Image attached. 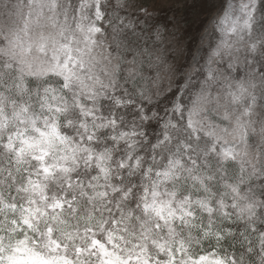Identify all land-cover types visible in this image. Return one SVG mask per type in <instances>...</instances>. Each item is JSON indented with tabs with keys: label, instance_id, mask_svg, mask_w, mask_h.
<instances>
[{
	"label": "snow or ice",
	"instance_id": "1",
	"mask_svg": "<svg viewBox=\"0 0 264 264\" xmlns=\"http://www.w3.org/2000/svg\"><path fill=\"white\" fill-rule=\"evenodd\" d=\"M119 6L116 0L60 5L65 21L72 20L69 34L52 21L60 39L50 43L41 33L36 51L44 60L35 71L26 62L27 78L22 65L0 58V264H264V177L256 191V175L237 167L231 149L211 148L205 137L214 133H203L198 120H187L174 147L167 131L150 138L151 110L137 108L135 84L117 91L115 81L103 84L106 71H94L101 62L96 37L108 26L121 30L114 23ZM246 27L255 25L249 20ZM73 29L82 39H74ZM37 78L47 85L42 92ZM145 144H151L147 167ZM158 156L168 161L163 173L154 171ZM185 162L190 174L173 175ZM161 175L159 183L172 189L169 199H157L156 179L144 183ZM223 241L238 250L226 251Z\"/></svg>",
	"mask_w": 264,
	"mask_h": 264
},
{
	"label": "clouds",
	"instance_id": "2",
	"mask_svg": "<svg viewBox=\"0 0 264 264\" xmlns=\"http://www.w3.org/2000/svg\"><path fill=\"white\" fill-rule=\"evenodd\" d=\"M116 2L122 6L124 0ZM68 3L69 0H2L0 7L7 5L8 9L0 12V41L4 42L0 44V58L14 60L23 66L26 78L31 76L26 62L31 63L35 71V66L44 60L36 51L41 33L49 37L50 43L53 39L59 40L60 28L54 27L52 23L57 19L59 24L65 25V34H69L67 28L72 26V20L65 21L59 10L60 5ZM218 7L220 15L216 23L225 40L212 53L207 69L197 67L198 60L194 61L190 70L180 73L167 67L151 66L154 75L146 77L151 81V85L142 83L135 88L138 94L137 108L142 104L144 111H147L148 105L154 106L148 113V119L158 125L160 135L165 131L172 135L173 147L178 137L186 134L187 120H198L199 129L203 133H214L205 137L211 142V148L219 149L222 146L231 149L235 154L237 167L244 169L249 176L256 175L257 185L254 189L259 191V179L264 177V72L260 71V68L264 67V30H261L264 29V24H261V21H264V10H256L259 8V0H219ZM253 13L255 19H252ZM249 20L255 25L254 28L246 27ZM71 34L74 39H82L75 29ZM96 39L100 43L94 52L101 62L96 65L94 71L98 74L101 70L106 71L107 75L100 77L104 85L115 81L118 85L117 91H123L125 81L131 84L144 77V73L140 72L132 61L124 58V50L115 35L107 32ZM29 44H32L30 53L27 52ZM238 69L243 74H239ZM181 79L182 83L178 84L177 81ZM52 81L53 84L56 83L54 77ZM35 83L41 92L47 87L40 78H37ZM21 89L23 90V84ZM177 89L178 93L174 98L168 96ZM57 90L59 92V88ZM106 90L111 91L112 88L108 87ZM33 97L35 98V93ZM14 104L15 101H12L8 106L12 107ZM155 105H161L163 113L156 110ZM194 109L195 115L190 116ZM137 123L140 121L137 120ZM238 125H243L244 130ZM88 128L90 130L92 124H88ZM68 132L72 133V129H68ZM156 136L149 137L155 139ZM136 144L137 141L133 140L132 146L135 147ZM141 147V160L146 162L147 167L151 163V144ZM214 155L222 160L227 159L219 150L215 151ZM177 159L175 152L169 156L173 163ZM167 163L168 161L158 156L153 166L154 171L159 169L163 173ZM190 167L187 164L184 168L177 166L173 175L181 172L190 174ZM198 175L201 180H207L206 173ZM152 179L157 180L156 190L160 194L157 199H169L166 192L172 189L159 183L163 175L160 178L150 176L144 183L151 184ZM204 187L201 184V192ZM221 187L223 188L224 184ZM175 190L179 195V185ZM206 194L211 196L212 189H208Z\"/></svg>",
	"mask_w": 264,
	"mask_h": 264
},
{
	"label": "rangeland",
	"instance_id": "3",
	"mask_svg": "<svg viewBox=\"0 0 264 264\" xmlns=\"http://www.w3.org/2000/svg\"><path fill=\"white\" fill-rule=\"evenodd\" d=\"M218 3L219 0H124L123 5L117 7L115 12L128 26V22L133 21V15L138 12L150 13L161 18L164 26L163 31H161L162 37L155 41L158 44L148 49L146 57L149 60L145 66L144 77L133 81L131 84H125L124 87L131 90L133 84L137 87L142 83L150 86L151 81L147 80L146 77L154 75L151 66L167 67L176 73H180L190 70L194 61L198 60L197 67L207 69L211 63L212 53L225 40L223 32L216 23L220 15ZM261 9L264 10V8ZM111 11L110 8L109 12ZM261 24H264V21H261ZM257 27L259 28V25ZM107 32H111L117 37L118 43L124 50V58L133 63L130 57L131 53L126 52L122 42L118 39L117 31L112 32L111 26H108ZM133 65L137 67L135 63ZM238 73L243 74L239 69ZM177 83H182V79L178 80ZM177 93L178 89L170 92L168 96L174 98ZM162 103L163 101L161 105ZM161 105L155 107L156 110L163 113L164 109ZM152 108L148 107L150 110ZM128 119H132L131 114H128ZM157 129L160 128L152 122L147 128L148 135L158 131Z\"/></svg>",
	"mask_w": 264,
	"mask_h": 264
},
{
	"label": "trees",
	"instance_id": "4",
	"mask_svg": "<svg viewBox=\"0 0 264 264\" xmlns=\"http://www.w3.org/2000/svg\"><path fill=\"white\" fill-rule=\"evenodd\" d=\"M116 16L118 19L114 20V23L120 25L121 29L117 31L118 39L122 42L126 52L131 53L130 57L135 61L138 70L144 73L146 70L145 66L149 60L146 57L148 49L157 45L158 42L155 43L156 39L162 37L161 31H163L164 27L163 20L150 13L138 12L133 15V21L131 20L128 22L130 25V27H128L127 23L119 17V14H116ZM120 21H123V24H120ZM137 80H139V78ZM149 106L154 107L153 105H148V107ZM158 106L160 105L156 107ZM157 130L158 131L151 133L150 136L158 135L160 129ZM237 230L238 226H233V231ZM222 244L224 245V249L229 252L237 251L239 248V245L234 241L231 242V245L228 241H223Z\"/></svg>",
	"mask_w": 264,
	"mask_h": 264
}]
</instances>
